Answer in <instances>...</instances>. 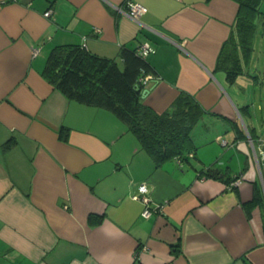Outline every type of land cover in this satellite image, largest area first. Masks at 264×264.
I'll list each match as a JSON object with an SVG mask.
<instances>
[{"label":"crops","instance_id":"0c3cea01","mask_svg":"<svg viewBox=\"0 0 264 264\" xmlns=\"http://www.w3.org/2000/svg\"><path fill=\"white\" fill-rule=\"evenodd\" d=\"M133 1L138 21L125 0H0V264H264V15L229 78L216 61L237 1ZM143 42L156 51L142 102L161 113L184 91L207 111L195 147L160 162L41 74L58 44L121 63ZM142 182L149 217L130 197Z\"/></svg>","mask_w":264,"mask_h":264},{"label":"trees","instance_id":"16d2710c","mask_svg":"<svg viewBox=\"0 0 264 264\" xmlns=\"http://www.w3.org/2000/svg\"><path fill=\"white\" fill-rule=\"evenodd\" d=\"M235 1L238 10L233 30L216 61L229 78L239 74L242 61L250 57L259 20L264 15V0ZM147 56L140 55L137 48L124 47L119 63L84 45L58 44L49 51L41 74L69 100L111 111L135 135L140 146L160 162L195 147L191 132L207 111L184 91L161 113L143 103V84L139 80L155 72ZM67 133V128H61L60 138L66 140Z\"/></svg>","mask_w":264,"mask_h":264},{"label":"built area","instance_id":"2783aa9c","mask_svg":"<svg viewBox=\"0 0 264 264\" xmlns=\"http://www.w3.org/2000/svg\"><path fill=\"white\" fill-rule=\"evenodd\" d=\"M118 10L122 12L124 15L128 16L129 18L133 19L134 21H138L139 17L147 12V7L138 2L133 0H125L122 7H119ZM52 10L48 8L44 11L45 16H50ZM156 51L155 47L149 42H143L137 47V52L140 55L147 56L151 53ZM150 75H146L140 78V82L144 85ZM261 145H264V139H260ZM256 157L264 158V148L261 146L255 152ZM149 189L146 183L142 182L137 185V188L134 192L130 194V197L134 200H140L143 203V209L141 211V215L144 217H149L152 213L159 210V206L152 205L151 199L149 197Z\"/></svg>","mask_w":264,"mask_h":264},{"label":"water","instance_id":"95a60500","mask_svg":"<svg viewBox=\"0 0 264 264\" xmlns=\"http://www.w3.org/2000/svg\"><path fill=\"white\" fill-rule=\"evenodd\" d=\"M147 92H148V89H143L142 93H141V96L144 97Z\"/></svg>","mask_w":264,"mask_h":264}]
</instances>
